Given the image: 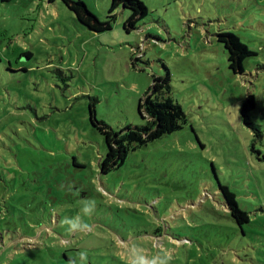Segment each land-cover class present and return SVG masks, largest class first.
Listing matches in <instances>:
<instances>
[{"label":"rangeland","instance_id":"1","mask_svg":"<svg viewBox=\"0 0 264 264\" xmlns=\"http://www.w3.org/2000/svg\"><path fill=\"white\" fill-rule=\"evenodd\" d=\"M106 21L111 0H79ZM94 33L60 1L0 3V264H132L138 253L168 264H264V0H140ZM235 34L255 55L243 74L217 42ZM170 74L182 129L100 172L104 135L141 126L139 100ZM252 94L251 129L240 116ZM220 187L249 223L240 229ZM95 200L89 216L81 200ZM82 215L90 227L62 221Z\"/></svg>","mask_w":264,"mask_h":264},{"label":"trees","instance_id":"2","mask_svg":"<svg viewBox=\"0 0 264 264\" xmlns=\"http://www.w3.org/2000/svg\"><path fill=\"white\" fill-rule=\"evenodd\" d=\"M52 3L56 0H47ZM77 21L94 33H103L111 29L114 20L113 12L118 9L130 11V16L124 24L127 32L134 29L135 24L147 13L145 5L140 0H111L106 21H100L92 14L85 4L79 0H60ZM9 0H0L6 3ZM217 42L223 44L227 53L228 68L234 75L243 74V61L255 55L246 45L240 42L233 33H221L217 36ZM170 74L166 69L163 77H154L151 86L139 100L138 111L144 125H127L115 131L106 127L102 122L96 120L94 103L89 105L90 121L97 126L104 135L106 145L105 157L100 162V172L108 173L122 167L131 152L146 146L147 144L160 139L165 135L172 134L186 123V115L182 107L170 97ZM255 107V98L249 94L240 107V116L246 127L255 129L252 123L251 111ZM220 194L223 198L227 219H230L240 229L242 225L249 223L246 212L239 208L235 195L225 187H220Z\"/></svg>","mask_w":264,"mask_h":264},{"label":"clouds","instance_id":"3","mask_svg":"<svg viewBox=\"0 0 264 264\" xmlns=\"http://www.w3.org/2000/svg\"><path fill=\"white\" fill-rule=\"evenodd\" d=\"M81 213L83 216H89L95 209L96 202L91 199L81 200ZM63 224L68 226L69 231L77 232L88 229L90 226L85 223L82 219L81 214H77L74 217H65L62 221ZM78 259L81 264H84L88 260V253L86 251H80L77 253ZM170 259L167 254L164 255H156L152 257H147L143 253H138L132 259V264H168V260ZM68 264H77L76 259H69Z\"/></svg>","mask_w":264,"mask_h":264}]
</instances>
